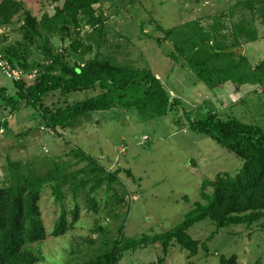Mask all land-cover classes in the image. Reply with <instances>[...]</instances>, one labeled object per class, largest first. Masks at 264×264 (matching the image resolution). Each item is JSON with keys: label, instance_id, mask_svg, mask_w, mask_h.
<instances>
[{"label": "trees", "instance_id": "16d2710c", "mask_svg": "<svg viewBox=\"0 0 264 264\" xmlns=\"http://www.w3.org/2000/svg\"><path fill=\"white\" fill-rule=\"evenodd\" d=\"M105 1L62 0L54 5L51 14L44 11L37 16L24 6L22 0H0V29L12 30L16 36L9 40L0 33V52L12 67L22 71L20 78L13 81L14 94H7L6 87L0 85V108L7 110V116L29 110L36 122L35 127L58 132L57 128L76 126L81 115L94 110L123 107L164 114L178 109L179 99L169 92L150 68L117 62L121 60L117 57L120 43L109 42L105 24L109 16L117 19L130 11L131 2L121 1L113 13L104 16ZM237 3L244 7H232L239 11V16L232 21L234 38L230 42L226 41V33L223 32L226 24L221 20L222 12L212 15L213 21L207 26L202 25L199 18H194L170 28L155 22L154 28L160 30L162 38L173 45V51L165 54L182 58L184 64L207 86L217 88L226 82L233 84L235 90L243 84L263 85L264 92V57L250 59L247 51L240 54L232 49L240 48L242 43L250 46L252 42L264 40V30L259 29L264 26V0H239ZM233 9L229 14L233 13ZM152 21L154 18L149 22ZM143 26V23L139 25L142 34L152 37L144 32ZM160 37L155 39L160 42ZM87 90L94 94L81 100L68 101L70 93ZM48 96L55 97L56 101L50 99L48 104ZM187 120L185 123L189 128L206 133L239 157L242 161L239 170L234 174L219 173L214 179L207 180L201 186V200L173 228L154 235L144 234L138 239L123 241L118 238L108 252L79 264H115L124 250L135 249L149 242H159L161 247V254L151 264H165L171 243H177L190 256L196 254L199 248L207 249L206 241L221 227L245 224L249 228L255 222L259 226L264 225V127L258 123L240 121L236 117L221 118L212 111ZM1 125L8 128L7 118L0 120ZM42 151L46 152V148ZM63 156L92 162L81 149L65 151ZM5 162L6 174L0 181V264H33L42 256L34 253L31 245L70 232L80 219V202L89 197L87 199L77 192L74 204L67 206L63 190H70L69 176L63 166L54 163L51 167V161L44 158H40L36 164V161L12 159L7 153ZM95 168L100 172L98 164L96 167L90 166V180L96 176L93 173ZM113 171L118 173V170ZM105 174V177H96V184H91V190L101 180L110 179L112 170H107ZM110 182H106L109 184L106 185L107 191L111 188ZM208 186L210 191L207 190ZM47 191L54 202H59V215L49 231L40 208L43 193ZM103 200L107 203L108 197ZM123 200L120 197L118 203ZM101 207L102 210L97 207L94 211L108 214L113 210L111 204ZM204 219H209L215 229L203 241L192 238L187 229ZM118 231L121 233L122 227ZM91 232L94 230L90 229ZM94 240L87 235H71L67 240L68 251L76 242ZM66 249L67 246H64ZM219 263L241 264L234 253L220 255ZM62 264L70 263L65 261ZM254 264H258V261Z\"/></svg>", "mask_w": 264, "mask_h": 264}, {"label": "rangeland", "instance_id": "374dc122", "mask_svg": "<svg viewBox=\"0 0 264 264\" xmlns=\"http://www.w3.org/2000/svg\"><path fill=\"white\" fill-rule=\"evenodd\" d=\"M22 1L37 16L44 11L51 14L54 5L62 2ZM121 1H105L104 16L113 13ZM237 1L130 0V11L123 10L122 13H125L117 19L108 17L109 21L105 24L108 40L110 38L109 42L120 43L117 57L121 60L117 62L150 68L169 92L179 99L178 109L164 114L123 107L94 110L81 115L74 127L57 128L61 133L59 135L50 128L35 127L36 122L29 110L7 116V110L0 108V120L7 118L8 121V128L0 126V181L6 174L7 153L12 159L36 161V164L40 158H44L51 161V167L54 163L63 166L69 176L70 190H63L68 198L67 206L74 204L77 192L87 199L89 197L80 202V219L70 232L31 245L33 252L42 256L33 264H62L65 261L79 264L108 252L118 238L124 241L138 239L144 234L165 232L182 221L201 200V186L207 180L214 179L219 173L234 174L239 170L242 164L239 157L206 133L189 128L185 122L188 118L212 111L221 118L236 117L240 121L258 123L264 127L263 85L248 84L236 91L233 84L226 82L217 88L207 86L184 64L182 58L165 54L173 51V45L162 38L160 30L154 28L155 22L170 28L194 18H199L200 23L207 26L213 21L212 15L222 12L221 20L226 24L223 32L226 33V41L230 42L234 38L232 21L239 16V11L233 8L244 7L238 5ZM231 9L233 13L229 14ZM151 18L154 21L149 22ZM141 23L144 24V32L152 37L142 34L139 29ZM259 29L263 31L264 26ZM0 33L9 40L16 38L15 33L7 28H1ZM157 36H161L160 42L155 39ZM249 45L242 43L240 48L232 49L240 54L247 51L250 59L264 57V40ZM0 85L6 87L7 94L16 91L13 81L1 72ZM253 88L255 91H252ZM93 94L91 90L77 91L67 98L68 101L81 100ZM50 99L56 101L55 97L48 96V104ZM45 148L46 152H43ZM71 149L83 150L92 162L63 156V152ZM97 164L100 172L95 168L93 173L96 176L90 180L89 167H96ZM78 170L82 171L79 173ZM107 170H118V173L112 171L110 179L101 180L91 190V184H96L98 177H105ZM82 180L90 181L81 184ZM106 182H110L109 191L106 190V185H109ZM210 189L208 186L207 190ZM106 197L107 203L103 200ZM120 197L124 198L122 203H118ZM58 204V201L52 200L51 193H43L40 208L48 231L59 215ZM109 204L113 210L108 214L94 211L97 207L102 210L101 206ZM256 223L249 228L245 224L221 227L206 241L207 249L199 248L196 254L190 256L177 243H171L165 264H220V255L233 253L241 264H254L255 261L264 264V225ZM120 227L121 233L118 231ZM90 229L94 232L89 233ZM214 229V224L204 219L190 226L187 232L192 238L203 241ZM71 235H87L95 240L76 242L68 251L67 240ZM64 246H67L66 250ZM160 254V243L149 242L135 249L124 250L115 264H151Z\"/></svg>", "mask_w": 264, "mask_h": 264}, {"label": "built area", "instance_id": "2783aa9c", "mask_svg": "<svg viewBox=\"0 0 264 264\" xmlns=\"http://www.w3.org/2000/svg\"><path fill=\"white\" fill-rule=\"evenodd\" d=\"M0 69L2 70V73L13 79V80H18L20 76L22 75V71L12 67L3 57L0 52Z\"/></svg>", "mask_w": 264, "mask_h": 264}, {"label": "crops", "instance_id": "0c3cea01", "mask_svg": "<svg viewBox=\"0 0 264 264\" xmlns=\"http://www.w3.org/2000/svg\"><path fill=\"white\" fill-rule=\"evenodd\" d=\"M247 84H243L242 86H240V88L239 89H241L242 87H244V86H246Z\"/></svg>", "mask_w": 264, "mask_h": 264}, {"label": "clouds", "instance_id": "9594fccd", "mask_svg": "<svg viewBox=\"0 0 264 264\" xmlns=\"http://www.w3.org/2000/svg\"><path fill=\"white\" fill-rule=\"evenodd\" d=\"M7 77V76H6ZM9 78V77H8ZM10 80L14 81L13 79L9 78ZM120 149V148H119ZM113 171V170H112Z\"/></svg>", "mask_w": 264, "mask_h": 264}]
</instances>
